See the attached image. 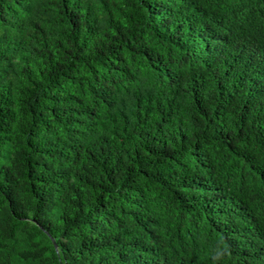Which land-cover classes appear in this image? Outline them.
<instances>
[{
    "label": "trees",
    "instance_id": "16d2710c",
    "mask_svg": "<svg viewBox=\"0 0 264 264\" xmlns=\"http://www.w3.org/2000/svg\"><path fill=\"white\" fill-rule=\"evenodd\" d=\"M221 236L264 264V0H0V264Z\"/></svg>",
    "mask_w": 264,
    "mask_h": 264
},
{
    "label": "clouds",
    "instance_id": "9594fccd",
    "mask_svg": "<svg viewBox=\"0 0 264 264\" xmlns=\"http://www.w3.org/2000/svg\"><path fill=\"white\" fill-rule=\"evenodd\" d=\"M231 255V246L227 243V240L221 236L220 240L212 248L209 258L212 264H221V261L225 260Z\"/></svg>",
    "mask_w": 264,
    "mask_h": 264
},
{
    "label": "water",
    "instance_id": "95a60500",
    "mask_svg": "<svg viewBox=\"0 0 264 264\" xmlns=\"http://www.w3.org/2000/svg\"><path fill=\"white\" fill-rule=\"evenodd\" d=\"M54 243V242H53ZM54 246H56L55 244H54Z\"/></svg>",
    "mask_w": 264,
    "mask_h": 264
}]
</instances>
